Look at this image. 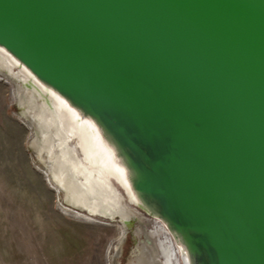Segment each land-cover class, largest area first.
Listing matches in <instances>:
<instances>
[{"label": "water", "instance_id": "obj_1", "mask_svg": "<svg viewBox=\"0 0 264 264\" xmlns=\"http://www.w3.org/2000/svg\"><path fill=\"white\" fill-rule=\"evenodd\" d=\"M0 49L95 126L188 264H264V0H0Z\"/></svg>", "mask_w": 264, "mask_h": 264}, {"label": "bare ground", "instance_id": "obj_2", "mask_svg": "<svg viewBox=\"0 0 264 264\" xmlns=\"http://www.w3.org/2000/svg\"><path fill=\"white\" fill-rule=\"evenodd\" d=\"M0 80L14 86L20 117L33 132L28 148L62 202L90 219L119 221L122 234L110 264H122L123 247L134 228L138 243L127 264H188L165 226L134 209L140 206L126 173L92 123L83 121L1 49ZM76 244L77 255L81 252L84 256L87 248L78 241Z\"/></svg>", "mask_w": 264, "mask_h": 264}, {"label": "rangeland", "instance_id": "obj_3", "mask_svg": "<svg viewBox=\"0 0 264 264\" xmlns=\"http://www.w3.org/2000/svg\"><path fill=\"white\" fill-rule=\"evenodd\" d=\"M32 139L14 86L0 80V264H110L122 234L119 221L90 219L68 208L28 151ZM134 233L123 247L122 264L138 243ZM76 241L87 248L84 256L77 255Z\"/></svg>", "mask_w": 264, "mask_h": 264}]
</instances>
